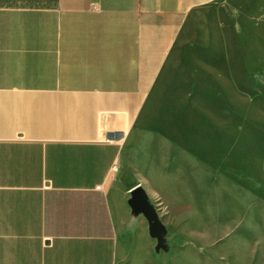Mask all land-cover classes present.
<instances>
[{"label":"crops","instance_id":"obj_1","mask_svg":"<svg viewBox=\"0 0 264 264\" xmlns=\"http://www.w3.org/2000/svg\"><path fill=\"white\" fill-rule=\"evenodd\" d=\"M218 1L0 0V264H118L149 237L124 153Z\"/></svg>","mask_w":264,"mask_h":264},{"label":"rangeland","instance_id":"obj_2","mask_svg":"<svg viewBox=\"0 0 264 264\" xmlns=\"http://www.w3.org/2000/svg\"><path fill=\"white\" fill-rule=\"evenodd\" d=\"M123 161L154 216L118 264H264V0L182 30Z\"/></svg>","mask_w":264,"mask_h":264},{"label":"water","instance_id":"obj_3","mask_svg":"<svg viewBox=\"0 0 264 264\" xmlns=\"http://www.w3.org/2000/svg\"><path fill=\"white\" fill-rule=\"evenodd\" d=\"M130 194V202L132 206L138 211L142 212L150 221L154 216L153 208L142 187L133 189Z\"/></svg>","mask_w":264,"mask_h":264}]
</instances>
